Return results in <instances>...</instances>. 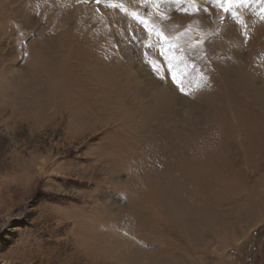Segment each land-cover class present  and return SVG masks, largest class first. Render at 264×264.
I'll return each mask as SVG.
<instances>
[{
	"label": "rangeland",
	"instance_id": "1",
	"mask_svg": "<svg viewBox=\"0 0 264 264\" xmlns=\"http://www.w3.org/2000/svg\"><path fill=\"white\" fill-rule=\"evenodd\" d=\"M0 264H264V0H0Z\"/></svg>",
	"mask_w": 264,
	"mask_h": 264
},
{
	"label": "snow or ice",
	"instance_id": "2",
	"mask_svg": "<svg viewBox=\"0 0 264 264\" xmlns=\"http://www.w3.org/2000/svg\"><path fill=\"white\" fill-rule=\"evenodd\" d=\"M159 35L161 36L162 39L164 38L162 33H160ZM173 80H175V77H173ZM180 91H181V92H184V88L181 87V88H180Z\"/></svg>",
	"mask_w": 264,
	"mask_h": 264
},
{
	"label": "bare ground",
	"instance_id": "3",
	"mask_svg": "<svg viewBox=\"0 0 264 264\" xmlns=\"http://www.w3.org/2000/svg\"><path fill=\"white\" fill-rule=\"evenodd\" d=\"M3 5V4H2ZM5 6V5H4ZM8 8V7H7ZM12 9V8H11ZM12 15V14H11ZM5 105V104H4ZM8 107V106H7ZM3 108H4V106H3ZM7 110V109H6ZM8 111V110H7ZM55 118V117H54Z\"/></svg>",
	"mask_w": 264,
	"mask_h": 264
}]
</instances>
